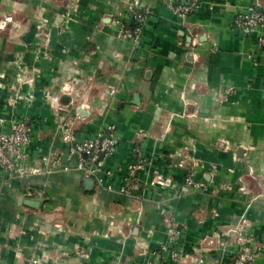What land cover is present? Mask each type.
Here are the masks:
<instances>
[{
    "label": "crops",
    "instance_id": "obj_1",
    "mask_svg": "<svg viewBox=\"0 0 264 264\" xmlns=\"http://www.w3.org/2000/svg\"><path fill=\"white\" fill-rule=\"evenodd\" d=\"M128 1L147 12L136 44L116 39L110 25L123 0H0L9 18L0 69L14 73L16 59L33 76L20 87L31 99L13 106L11 77L1 84L0 133L29 119L23 167L36 171L0 172L1 264H227V252L196 250L242 218L264 264V48L232 24L255 6L264 13V0H197L183 19L165 0ZM109 125L118 142L100 186L85 190L76 171L44 172L49 158L64 155L61 127L81 140ZM135 149L173 189L148 188L141 176L142 188L116 192ZM176 153L191 158L204 191L179 195L190 162L177 168ZM28 189L43 194L36 207L22 202ZM168 226L179 229L174 242ZM172 252L191 257L173 261Z\"/></svg>",
    "mask_w": 264,
    "mask_h": 264
},
{
    "label": "built area",
    "instance_id": "obj_2",
    "mask_svg": "<svg viewBox=\"0 0 264 264\" xmlns=\"http://www.w3.org/2000/svg\"><path fill=\"white\" fill-rule=\"evenodd\" d=\"M167 8L178 18H186L198 8L197 0H180V3L170 7L173 0H165ZM177 1V0H174ZM250 8L246 13L233 18L232 24L235 29L244 34H256L259 48H264V13ZM147 12L141 10L133 2H124L123 7L110 20V25L114 28L115 38L127 40L136 44L142 25L146 20ZM193 44V42H192ZM60 141L66 145L63 156L54 155L47 160L44 172L47 174L54 172L76 171L83 178H90L97 185L102 184L101 168L103 160L111 157L117 146L115 128L112 125L97 130L91 137L77 139L75 134L67 128H60ZM32 125L27 117L14 120L10 123L6 133H0V172L11 178H22L26 173L33 175L35 170L26 171L23 167L27 156L28 148L31 144ZM134 160L129 163L124 170L121 185L116 192L123 196H129L133 191L142 188L139 185V178L145 176L150 180L144 186L158 187L160 189L171 187L157 172L151 171L150 162L143 158L138 149H135ZM176 156H180L176 153ZM177 168L183 167V162L175 165ZM104 175L111 176V171ZM106 191H110V186H104ZM204 184L195 182L191 175L186 174L182 180L181 194L202 192ZM23 200H40L43 194L40 190L28 189L22 195ZM179 230L174 226L167 227V237L170 242L178 237ZM228 248V251H226ZM160 251H165L164 245L160 246ZM262 247L255 243L253 235L245 219H240L237 225L228 226L224 233L208 235L200 241L196 252H209L216 255H223L227 252V264H257L256 255L260 253ZM188 259L191 256H179L175 252L170 254V258L175 260ZM82 260H86L87 255H80ZM1 264V258H0ZM78 264H83L82 262Z\"/></svg>",
    "mask_w": 264,
    "mask_h": 264
},
{
    "label": "rangeland",
    "instance_id": "obj_3",
    "mask_svg": "<svg viewBox=\"0 0 264 264\" xmlns=\"http://www.w3.org/2000/svg\"><path fill=\"white\" fill-rule=\"evenodd\" d=\"M123 2H130V1H128V0H123ZM165 3H167V2H165ZM178 3H180V0H177V1H171L170 2V7L172 8V7H174L176 4H178ZM18 13L16 12V13H13V16L15 15V17H16V15H17ZM177 17V16H176ZM7 20H9V18L8 17H5V14L3 13V12H0V37H3L4 36V34H5V32H6V30H7V27H6V21ZM19 27L18 28H16V32L18 33L19 31ZM119 40V39H118ZM19 46H13V48L12 49H15V48H18ZM3 49V41H2V39H0V50H2ZM0 62H2V61H0ZM13 67H14V69H15V72L14 73H12V74H10V75H6L5 73H4V71L2 70V69H0V86H1V84L2 83H5V80L6 79H9L10 77V82H9V84H10V88H11V94H13L9 99H8V103L11 105V106H13V105H16L17 103H18V101H20L21 100V98H23V97H28V98H30L31 99V94H30V92L28 93V94H26L27 96H25V94H22L23 92L21 91V89H20V87H21V85H24V84H29V85H32V83H33V76H29V75H26L25 74V72L24 71H22L21 70V68H20V66H19V63H18V60H16V59H14L13 60ZM9 76V77H8ZM20 99V100H19ZM24 99V98H23ZM180 154V153H179ZM176 156V155H175ZM241 158H244L245 157V155H241L240 156ZM177 158H179L180 160L178 161V162H183V169H184V165H185V161L187 160V161H189L190 162V166H188V168H186L185 169V171H184V174H183V178H184V176L186 175V174H188V175H191V178H193V176H194V174H193V167H194V163L190 160L191 158H186L185 156H183V155H180V156H178ZM177 162V163H178ZM247 177H249V179L251 178V175L250 174H247ZM241 181H243L244 182V178L242 177L241 178ZM243 184H245V183H243ZM172 189L174 188V186H172L171 187ZM244 189H246V186L244 187V186H242L239 190L240 191H242L243 190V192H244ZM205 190V188L203 189V191ZM190 194V193H189ZM179 195H187V194H181V191L179 192ZM165 223H167V222H165ZM179 230V229H178ZM260 245V244H259ZM261 246V245H260ZM262 247V249H263V246H261ZM262 251V250H261ZM261 251H260V253H261ZM206 253H208L209 254V252H206ZM213 253V252H212ZM260 253H257V255H256V262L258 261V258H259V256H260ZM81 254H86L87 255V258H86V260L88 259V254L86 253V252H84V251H78V252H76V256L78 257V258H80L81 259V257H80V255ZM180 256V255H179ZM177 259H180L178 256L175 258V260H173V261H176ZM85 260V259H84ZM81 262V261H80ZM78 264V263H77Z\"/></svg>",
    "mask_w": 264,
    "mask_h": 264
},
{
    "label": "water",
    "instance_id": "obj_4",
    "mask_svg": "<svg viewBox=\"0 0 264 264\" xmlns=\"http://www.w3.org/2000/svg\"><path fill=\"white\" fill-rule=\"evenodd\" d=\"M76 113L81 118L88 116V113L85 112L83 110V108H81V107L77 108ZM22 181H25V179H23ZM83 184H84L85 190H89L93 186V180L90 179V178H84L83 179ZM22 202H23L24 205L32 208V207H36L39 204V202H41V201L40 200H34V201L25 200V201H22Z\"/></svg>",
    "mask_w": 264,
    "mask_h": 264
}]
</instances>
